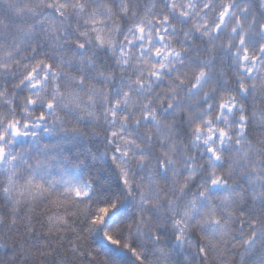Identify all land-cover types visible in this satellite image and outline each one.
<instances>
[{
    "label": "clouds",
    "instance_id": "obj_1",
    "mask_svg": "<svg viewBox=\"0 0 264 264\" xmlns=\"http://www.w3.org/2000/svg\"><path fill=\"white\" fill-rule=\"evenodd\" d=\"M9 2L0 0V17L9 14ZM135 2L142 6L144 0ZM156 2L161 16L170 12V0ZM216 3L231 12L220 34L214 27L218 12L207 13L211 38L194 20L173 17L169 46L181 56L161 59L166 67L157 69L159 78L151 76L157 58L146 54L141 59L136 45L128 54V32L118 38L109 25L115 48L88 44L95 66L65 61L58 82L49 74L42 89L31 90L23 76L37 61L56 65L62 51L84 53L71 45L50 47L41 23L53 15L47 7L28 19L31 38L11 26L0 31V50L10 49L14 56L7 79L19 104L10 116L11 106L0 104V135L8 137L0 157V264H67L66 250L77 245L94 257L87 264H264V92L251 81L244 84L247 91L241 89L247 78L237 74L228 54L229 42L238 46L232 28L241 23L250 41H264V0ZM125 19L133 22L132 16ZM123 23L117 18V26ZM74 27L68 29L73 39L78 35ZM121 45L129 56L127 66L119 55ZM201 70L205 75L198 80ZM29 97L35 106L26 104ZM225 100L234 104L232 111L220 109ZM49 102L55 105L51 110ZM39 110L48 117L44 126L50 131L35 129L36 139L10 134L6 117L35 121ZM44 145L41 154L55 160L50 170L39 172ZM65 174L75 176L86 195L67 194L59 182ZM29 180L50 189L39 201L41 211L49 200L66 197L65 232L48 236L39 224L35 231L26 226L24 217L33 206ZM101 208L108 212L93 224ZM107 236L118 243L112 245Z\"/></svg>",
    "mask_w": 264,
    "mask_h": 264
},
{
    "label": "snow or ice",
    "instance_id": "obj_2",
    "mask_svg": "<svg viewBox=\"0 0 264 264\" xmlns=\"http://www.w3.org/2000/svg\"><path fill=\"white\" fill-rule=\"evenodd\" d=\"M47 7L53 13L51 16L44 17L41 23L45 25L44 31L47 33L51 41L50 47L54 50L64 49L66 45H71L84 55L77 56L68 51L60 52V59L56 65L50 62L37 61L24 74L23 80L30 84L31 90H40L43 88L41 81H47L49 74L58 82L59 72L63 70L65 61L68 64L77 63L82 68L87 66H95L94 57L87 53L89 43H95L100 47L115 48L117 41L113 40L112 32L108 30L109 25L115 30L119 38L123 32H128V36L124 37V43L128 45L127 53L133 51V45L139 48L140 58L143 59L146 54L149 60L152 57L157 58L155 62L151 63V76L159 78V69L162 71L166 64L160 62L174 61L180 58L181 53L169 46V41L173 37L170 32L175 31V23L173 17L177 20H194V26L200 30L203 35L211 38V33L208 32L209 25L207 21V13L212 10L218 12L217 22L215 24V32L220 34L223 27V22L227 19V14L231 12V7L224 8L223 5L217 6L216 0H203L199 3L198 0H170L166 5L170 12L160 15L157 11L156 0H144L142 6L137 4L135 0H42V3L37 5L33 0H10L9 14L0 17V31H7L11 26L22 35L25 39L31 38L33 35V26L28 23V19L39 15V8ZM216 12L213 14L215 15ZM133 17V22L130 24L125 18ZM124 21L123 25L117 26L116 21ZM81 23L84 27H81ZM172 23V28L169 24ZM75 25L74 30L78 33L77 37L73 39L68 34V29ZM232 34L237 36L238 46H234L231 42L228 43V54L231 62L236 66L237 74H243L245 79L241 84V89L247 91L244 84L251 81L254 87L264 92V41L256 42L248 39V33L245 30L243 23L239 27L232 28ZM130 37V38H129ZM213 45H214V38ZM145 42L147 48L144 47ZM119 55L124 59V64L127 66L129 56L126 55V50L123 45L119 48ZM14 59L13 53L10 49L0 50V104L6 108L11 106V111H16L19 104L15 96H13L12 89L9 87L11 83L7 79L8 65L12 64ZM183 61L181 60V63ZM43 72L40 77L37 74ZM99 76L105 75L103 69H99ZM76 75H79L78 73ZM205 75V71L201 70L197 79ZM80 83H84V78L80 77ZM139 86H143L142 81L137 80ZM197 85H193V88ZM74 100L75 97H72ZM27 105L35 106L36 101L29 97L26 100ZM55 105L52 102L47 104L49 110L53 109ZM168 107H172L171 104ZM221 110L232 111L234 104L228 100L220 103ZM29 113L31 109L27 110ZM3 115V114H0ZM115 115V114H113ZM148 114L145 113V118ZM7 125L10 134L15 138H32L36 139L39 132L35 129L43 128L45 132L50 131L44 126V122L48 119L43 110H39L35 121L30 119H15L7 118ZM240 119L243 121L244 116ZM264 119V117H262ZM3 125H0L2 128ZM23 128V131L21 130ZM197 132L201 128L197 127ZM211 131V129H210ZM115 135V133L113 134ZM226 135L224 129L220 130V136ZM7 136L0 135V157L4 156L6 149L2 146V142L7 140ZM47 145L43 146L41 152H38L37 171L45 172L50 170L55 160V157H44L41 153L47 150ZM209 152L215 154L214 148H209ZM219 159V156H217ZM221 178L217 177L212 180V184L216 185ZM67 194H74L76 198L86 195L83 191V185L79 184L75 176L65 174L59 181ZM28 198L33 202V206L28 209L24 217L27 227L33 228L34 225L39 224L46 230L48 236L53 234H60L65 232L69 225V217L67 215L68 200L66 197H57L48 201V205L44 207L43 211L38 207L39 201L46 198V193H49V187H46L43 182H33L29 180L26 185ZM230 197L226 196V199ZM100 216L93 219L92 223H99L102 215L108 212L107 208L99 209ZM107 240L116 245L117 240L111 236H107ZM76 244L75 240L71 241ZM46 247L47 244L45 243ZM203 251V249L201 250ZM67 264H87L94 257L90 253H86L79 249V246L72 247L65 252Z\"/></svg>",
    "mask_w": 264,
    "mask_h": 264
}]
</instances>
